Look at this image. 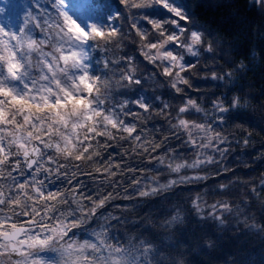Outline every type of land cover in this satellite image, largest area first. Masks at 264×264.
Returning <instances> with one entry per match:
<instances>
[{
  "label": "snow or ice",
  "instance_id": "obj_1",
  "mask_svg": "<svg viewBox=\"0 0 264 264\" xmlns=\"http://www.w3.org/2000/svg\"><path fill=\"white\" fill-rule=\"evenodd\" d=\"M257 2L264 5V0ZM116 3L126 11L148 7L143 0ZM29 7L32 12L23 27L13 30L0 18V264H53V260L55 264H164L152 240L121 242L112 235L111 222H119L120 217L100 210L113 199L150 197L177 184L207 180L197 170L220 163L217 157L223 158L231 143L214 124L223 128L224 114L239 100L234 98L229 105L213 102L211 120L196 122L186 114L203 109L188 98L177 108L175 122L169 120L171 136L180 143L168 147V136L153 143L136 120L128 119L141 116L132 106L147 114L151 103L143 96L117 99L126 92L114 89L106 72L102 76L93 71L92 42L112 44L120 30L111 21L121 16L130 19L141 55L162 69L171 88L181 93L180 85H189L182 73L195 66L185 62V53L198 57L204 43L199 30L185 26L191 23L190 14L174 0H155L153 12L139 19L117 8L102 16L103 23H89L110 6L97 0H35ZM4 12L0 7V15ZM185 33L187 39L182 40ZM206 51H212L210 44ZM133 59L103 61L105 68L124 64L117 81L123 82V89L141 84ZM168 108L161 102L159 114ZM162 146L164 152L156 154ZM180 148L194 153L191 161L177 162ZM185 169L193 174L179 175ZM164 170L177 174L176 178L160 183L157 174ZM125 179L129 187H123ZM105 187L112 191L105 192ZM219 207L230 210L227 203ZM216 219L222 222L220 216ZM46 253L55 256L45 258Z\"/></svg>",
  "mask_w": 264,
  "mask_h": 264
},
{
  "label": "trees",
  "instance_id": "obj_2",
  "mask_svg": "<svg viewBox=\"0 0 264 264\" xmlns=\"http://www.w3.org/2000/svg\"><path fill=\"white\" fill-rule=\"evenodd\" d=\"M17 1L11 0V6L16 7ZM143 2L148 7L126 11L116 0H97L98 4L110 6L102 9L101 18L121 8L124 15L131 11L139 19L152 13L155 7V0ZM174 4L191 16V23H181L189 31L199 30L204 41L199 46L198 57L185 53V62L195 66L182 73L189 85H180L181 93L171 88V79L161 74L162 69L154 67L141 55L139 37L129 27L131 20L124 16L111 21L120 30L112 44L106 46L104 40L99 39L92 42L93 71L102 76L106 72L105 78L113 88L126 92V96H117V99L146 98L152 105L149 112L144 114L132 106L141 116L128 119L136 120L138 129H143L153 143L170 137L165 143L172 148L180 141L171 136L169 120L175 122L172 118L177 108L188 98L197 101L203 109L200 113L186 114V118L196 122L211 120L215 115L213 102L222 100L229 105L234 98L238 99V106L224 114L223 128L214 124L229 138V151L223 158L217 157L220 163L197 170L208 176L207 180L177 184L150 197L113 199L100 211L120 217L119 222H111L110 230L118 240H152L161 250L159 258L164 264H264V190L261 188L264 183V6L255 0H174ZM159 15L167 14L160 12ZM23 20L20 16L18 27ZM141 26L150 29V26ZM181 39L186 40L187 33ZM209 44L211 52L206 51ZM121 56L134 58L132 66L135 76L141 79L140 85L128 84L123 89V82L117 83L123 63L118 67H104L103 61ZM213 75L216 79H212ZM161 102L169 105L164 114H159ZM245 139L249 141L247 145L243 143ZM163 152L162 146L156 154ZM178 152L177 162L191 161L194 156L183 148ZM129 162L134 163V160ZM223 168L228 171H222ZM192 174V170L185 169L179 175ZM157 175L162 184L177 176L166 170ZM221 184L228 187L220 189ZM123 187H129L126 179ZM104 191L112 189L105 187ZM118 191L123 195L122 189ZM223 203L230 205V210L220 208ZM214 204L217 205L215 210L212 209ZM213 211L222 222L212 215ZM174 216L178 218L173 220Z\"/></svg>",
  "mask_w": 264,
  "mask_h": 264
},
{
  "label": "rangeland",
  "instance_id": "obj_3",
  "mask_svg": "<svg viewBox=\"0 0 264 264\" xmlns=\"http://www.w3.org/2000/svg\"><path fill=\"white\" fill-rule=\"evenodd\" d=\"M257 2V0H255ZM42 3L46 2V0H41ZM34 4L35 0H19L17 1V6H11V0H3V3L0 4V7H3L5 9V12L0 15V18H2L6 23H9L10 27H12L13 30L18 28V22L19 17L23 16L24 21L27 19L28 14L32 12V8L29 7L30 4ZM264 6V5H263ZM89 23L97 22V23H103L104 21L100 16H93L92 20L88 21ZM19 27H23V24ZM55 254L53 253H46L45 258H51L54 257ZM53 264H55V261L53 260Z\"/></svg>",
  "mask_w": 264,
  "mask_h": 264
}]
</instances>
